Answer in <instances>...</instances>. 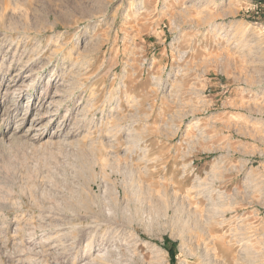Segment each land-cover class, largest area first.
Segmentation results:
<instances>
[{"label":"rangeland","instance_id":"374dc122","mask_svg":"<svg viewBox=\"0 0 264 264\" xmlns=\"http://www.w3.org/2000/svg\"><path fill=\"white\" fill-rule=\"evenodd\" d=\"M198 1L0 0V264H264V0Z\"/></svg>","mask_w":264,"mask_h":264},{"label":"bare ground","instance_id":"6f19581e","mask_svg":"<svg viewBox=\"0 0 264 264\" xmlns=\"http://www.w3.org/2000/svg\"><path fill=\"white\" fill-rule=\"evenodd\" d=\"M198 3H200V0L198 1ZM187 5H188V4H187ZM192 5H193V4H192ZM197 5H198V4H197ZM199 5H200V4H199ZM189 7H192V6H189ZM198 7H199V6H198ZM200 11H201V10H199V12H200ZM202 12H204V10L201 11V13H202ZM210 27H211V28H210V29H211L210 32H211L212 34H213L216 30H218L220 33L222 32L224 35H228V34L231 35L230 33L232 32V27H231V26H228L229 28H226L225 25L221 27L220 25H215V24H214L213 26H210ZM177 30H178V29H177ZM235 30H236V29H235ZM218 31H217V32H218ZM236 31H238V29H237ZM234 32H235V31H234ZM217 35H218V34H217ZM232 35H233V33H232ZM235 35H237L236 32H235ZM235 35H234V36H235ZM234 36H232V39L234 38ZM225 37H226V36H225ZM230 37H231V36H230ZM237 38H238V37H237ZM232 39H231V40H232ZM243 39H244V38H243ZM243 41H244V40H243ZM246 41H247V40H246ZM237 42H238V41H237ZM239 42H241V41H239ZM248 42H249V41H248ZM248 42H247V43H248ZM242 43H243V42H242ZM244 44H245V42H244ZM237 45H238V43L235 42V43H234V46H233L232 48H235ZM245 46H246V45H245ZM247 46H248V48H249V45H248V44H247ZM250 47H251V46H250ZM237 48H238V47H237ZM249 49H250V48H249ZM250 50H251V49H250ZM253 51H254V50H253ZM248 53L250 54V52H248ZM252 53H253V52H252ZM252 53H251V54H252ZM246 54H247V53H246ZM250 56H251V55H250ZM249 173H250V172H249ZM250 175H251V174H250ZM249 179H250V178H249ZM251 181H252V180H251ZM253 182H254V181H253ZM251 183H252V182H251ZM253 184H254V183H253ZM248 228H249V227H248ZM248 230H249V229H248ZM256 230H257V229L254 228V229H251V230H250L251 232L248 231V232H250L249 234H250L251 237H255V236H256V232H257ZM246 231H247V230H246ZM239 232H240V231H239ZM240 233H241V232H240ZM240 233H239V235H240ZM247 234H248V233H247ZM258 235H259V233H258ZM243 236H244V235H243ZM248 236H249V235H248ZM259 237H260V236H259ZM245 238H246V237H245ZM255 238H256V237H255ZM250 239H253V238H250ZM250 239H249V240H250ZM257 241H258V240H257ZM99 248H101L100 250H104L106 247L103 246V247H99ZM98 252H99V251H98ZM103 252H104V251H103ZM103 252H102V253H103ZM97 254H98V253H97ZM93 262H94V261H93ZM89 263H91V262H89Z\"/></svg>","mask_w":264,"mask_h":264},{"label":"trees","instance_id":"16d2710c","mask_svg":"<svg viewBox=\"0 0 264 264\" xmlns=\"http://www.w3.org/2000/svg\"><path fill=\"white\" fill-rule=\"evenodd\" d=\"M170 252H171L170 249H168V253H169V254H170Z\"/></svg>","mask_w":264,"mask_h":264}]
</instances>
